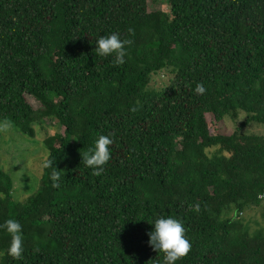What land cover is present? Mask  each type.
Segmentation results:
<instances>
[{
	"label": "trees",
	"instance_id": "trees-1",
	"mask_svg": "<svg viewBox=\"0 0 264 264\" xmlns=\"http://www.w3.org/2000/svg\"><path fill=\"white\" fill-rule=\"evenodd\" d=\"M149 1L0 0V123L58 128L24 202L0 168V226L23 229L15 260L0 227V264H162L147 235L162 215L192 245L178 264H264V228L240 217L264 202V136L241 133L264 125V0ZM112 33L132 41L121 66L94 51ZM161 72L168 84L149 88ZM102 134L114 144L95 176L83 158Z\"/></svg>",
	"mask_w": 264,
	"mask_h": 264
},
{
	"label": "rangeland",
	"instance_id": "rangeland-1",
	"mask_svg": "<svg viewBox=\"0 0 264 264\" xmlns=\"http://www.w3.org/2000/svg\"><path fill=\"white\" fill-rule=\"evenodd\" d=\"M149 11L161 10L168 12V0H150ZM168 73L161 72L152 76L149 85L151 89H160L168 84ZM34 108L39 104L27 97ZM207 121H213L211 115L206 116ZM246 119V114L238 111L237 119L224 117L219 122V129L224 134L233 133ZM58 132L53 122H45L43 126L36 128L34 138L24 136L12 125L6 122L0 123V168L7 173L13 181V196L18 202H24L34 194L40 185L43 167L47 159V149L44 146L45 139ZM241 133L264 136V125L257 123L244 124ZM243 224H247L249 231L254 232L264 228V202L261 206L246 211L242 216Z\"/></svg>",
	"mask_w": 264,
	"mask_h": 264
},
{
	"label": "clouds",
	"instance_id": "clouds-1",
	"mask_svg": "<svg viewBox=\"0 0 264 264\" xmlns=\"http://www.w3.org/2000/svg\"><path fill=\"white\" fill-rule=\"evenodd\" d=\"M132 43L131 40H123L118 33H112L108 36H101L95 41V53L99 57H113L116 66L123 65L128 55L126 46ZM206 91L202 84H197L196 94H204ZM136 109H133L135 111ZM114 139L111 135H99L94 146L83 158L86 167L92 169L95 176H100L105 165L111 159V146ZM58 173V171H57ZM52 179L59 180L58 174H53ZM57 187V184L53 185ZM193 211H199V205L194 206ZM152 230L148 235V245L157 254H162V264H178L190 251L191 242L186 236L184 224L170 215H162L154 219L151 223ZM0 227L11 237L7 249V254L15 260H19L23 253V229L18 220L8 219Z\"/></svg>",
	"mask_w": 264,
	"mask_h": 264
},
{
	"label": "built area",
	"instance_id": "built-area-1",
	"mask_svg": "<svg viewBox=\"0 0 264 264\" xmlns=\"http://www.w3.org/2000/svg\"><path fill=\"white\" fill-rule=\"evenodd\" d=\"M261 198H264V193H263V195L261 196Z\"/></svg>",
	"mask_w": 264,
	"mask_h": 264
}]
</instances>
